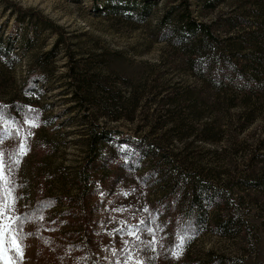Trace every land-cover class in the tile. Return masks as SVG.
I'll return each instance as SVG.
<instances>
[{
	"label": "rangeland",
	"instance_id": "1",
	"mask_svg": "<svg viewBox=\"0 0 264 264\" xmlns=\"http://www.w3.org/2000/svg\"><path fill=\"white\" fill-rule=\"evenodd\" d=\"M10 1L23 8H32L60 26V30H54L36 22L28 27L26 20L18 22L16 15L0 0V24L12 40L21 46L28 30L37 34L33 48L20 50L14 61L0 56V104L4 105L5 119L10 117L17 121L20 128L19 135L6 139L0 149L4 151L6 161L25 137L29 149L18 168H12L10 177L16 185L15 195L21 197L16 211L20 206L31 204L38 191L58 197L57 206L50 209L49 216L58 219L59 237L67 249H74L77 242H82L83 246H77L81 251L80 260L92 257L122 262L128 254L122 251L123 241L129 240L134 255L137 253L135 245H139V258L144 264H206L207 259L215 262L221 256L235 257L233 264H264V202L258 192L234 186L240 177H258L264 173V150L255 151L258 140L264 137V114H260L245 131L236 133L235 145L226 140L206 144L193 138L196 129L201 128L199 125L210 123L213 117H221V112L213 109L218 97L209 92L208 99L198 102L193 110L199 117L195 119L191 114L194 98L190 94L195 87L201 88V83L179 60L178 53L166 43L157 41L155 34L167 0H156L157 9L142 23L127 21L108 10L98 12L90 0ZM169 1L176 3L178 0ZM246 1L249 0H220L215 9L201 8L200 11L205 20H213ZM193 7L195 11L199 9L197 4ZM60 37L62 42L56 47ZM55 47L54 56L43 59L46 82L25 96L23 83L29 66L34 59ZM70 65L75 66L81 77L94 83L91 93L98 101L113 97L112 101L117 105L107 108V101L103 102L101 111L109 109V115L113 117L94 115L91 121L138 137L148 136L150 130H154L150 137L168 139L166 141L179 151L183 162L208 174L209 179L219 173L220 180L217 181L230 183L233 188L226 194V200L208 207L211 218L220 215L240 219L241 234L228 238L208 231L193 244L184 246L178 258L173 256L174 241L165 236L166 218L158 214L154 203L161 196L164 185L159 184L152 190L149 181L145 183L143 179V170H124L109 179L110 188L96 193L92 232L88 240L79 239L77 220L68 218V214H60L66 208L64 199L78 192L76 171L87 154V131L81 125L82 111L73 99L67 76ZM186 93L189 97L184 96ZM10 102L16 107L18 118L7 112L6 105ZM26 118L34 119L39 126L29 128L24 123ZM182 119H185L184 127L179 126ZM189 124L194 127L191 134H187ZM174 126L177 130H170ZM28 132L33 134L29 136ZM226 135L227 140L234 137L229 131ZM144 139L148 141L147 137ZM225 145L226 151L222 150ZM141 220L145 223L140 224ZM137 225L140 239L145 244L152 240L146 231L148 227L163 229V233L156 234L160 242L155 251L116 232V229L126 230ZM23 243H26V264L36 263L39 256L33 240L25 239ZM113 249L117 251L116 256L112 255Z\"/></svg>",
	"mask_w": 264,
	"mask_h": 264
},
{
	"label": "trees",
	"instance_id": "2",
	"mask_svg": "<svg viewBox=\"0 0 264 264\" xmlns=\"http://www.w3.org/2000/svg\"><path fill=\"white\" fill-rule=\"evenodd\" d=\"M1 1L16 15L18 22L20 19H23V22L26 20L28 27L37 22L60 30L59 25L32 8H23L10 0ZM90 1L98 12L108 10L107 12L120 15L127 21L140 23L147 21L158 6L156 0ZM195 2L178 0L171 3L167 0L155 34L157 41L166 43L178 53L179 60L185 63L201 83V88L195 87L190 94L194 98L191 111L194 118L199 116L195 115L193 110L198 102L203 103L208 99L209 92L218 97L212 107L221 112V117H213L210 123L199 125L201 128L196 129L193 138H198L206 144L226 140L235 145L236 133L245 131L260 114H264V0L246 1L244 5H237L213 20H205L200 10L215 9L220 0ZM195 4L199 7L197 11L193 7ZM30 33L28 30L27 38L20 46L15 39L12 40L9 32L6 34L4 28L2 30L0 24V56L5 60L14 61V57L20 55V50H31L37 34L33 30ZM61 42L60 37L55 43L56 47ZM56 47L41 58L34 59L29 66L23 83L25 96L37 90L39 84L46 82L48 77L43 59L54 56ZM67 76L72 86L73 99L82 111L81 125H84L87 131V154L76 171L78 192L64 199L63 205L66 208L60 214H68V218L77 220L81 236L79 239L88 240L92 232L91 217L96 205V193L100 189L110 188L109 179L124 170H143V179L145 183L149 181L148 186L152 190L159 184L164 185L161 196L154 203L158 214L166 218L165 236L172 239L174 245L178 243L179 235L185 237L184 246H187L208 231L228 238L241 234L240 219L210 216L208 206L225 201L226 194L233 188L228 182L223 184L217 181L220 180L219 173H214L216 175L211 179L207 178L208 174L193 168L189 162H183L179 151L166 141L168 139L150 137L154 130H150L148 136L138 137L91 121L94 115L113 117L109 115V109L101 111L102 103L106 101L107 108L117 107L112 101L113 97H106L103 102L98 101L91 93L95 88L94 83L81 77L74 65L69 66ZM184 96L189 97V93ZM8 104L7 112L13 114L11 117L18 118L17 109L12 106L13 102ZM0 106L4 107L2 104ZM184 122L185 119H182L179 126L184 127ZM187 126V134H191L194 127L192 124ZM177 128L174 126L170 130ZM228 131L234 136H230L229 140L226 139ZM146 137L148 141L144 139ZM255 146V151L264 150V137L259 139ZM223 148L222 150L226 151L227 145ZM248 176L250 175L238 178L235 188L256 191L264 202V173L258 177ZM57 200L56 196L38 191L31 204L20 206L17 210V214L21 215L43 216V219H33L23 227L24 233L32 234L26 239L33 240L39 256L34 264H115L113 260L108 262L92 257L80 260L79 247L83 246L82 242H77L78 248L75 246L74 249H67L59 237L58 219L49 216L50 209L57 206ZM154 229L158 227L154 226ZM157 231L156 234L163 233ZM46 240L50 243H46ZM235 259L232 256H221L215 262L213 259H207L206 264H233ZM22 264H26L24 259Z\"/></svg>",
	"mask_w": 264,
	"mask_h": 264
},
{
	"label": "snow or ice",
	"instance_id": "3",
	"mask_svg": "<svg viewBox=\"0 0 264 264\" xmlns=\"http://www.w3.org/2000/svg\"><path fill=\"white\" fill-rule=\"evenodd\" d=\"M29 128L38 127V123L34 119H25ZM15 126V127H14ZM20 128L18 122L11 119L10 117L5 119V113L2 107H0V144L6 139L12 138L14 135H19ZM33 133L28 132L27 135H32ZM27 137L21 140V143L15 153H13L10 158L5 160V153L0 149V264H22L24 259V249L25 245L23 241L31 233H24L23 227L27 222L33 219H43V216H29L17 214L16 206L21 197L15 195L16 185L11 180L12 168L17 167L21 163V158L28 152ZM128 195V193H124ZM48 205L46 204L45 207ZM122 211V209H118ZM145 212L148 211L147 208L144 209ZM155 218H153L154 220ZM143 220L140 224H144ZM163 229H153L148 227L146 231L152 236V240L148 241L146 244L140 239L138 232L140 231L139 226H130L127 229H116V232L123 233L129 237H132L134 241H138L139 244H145L146 248H150L155 251L156 245L159 244V240L156 237V231ZM112 235V233H109ZM50 243V241H45ZM186 239L183 235L178 236V243L175 245V250L172 251V255L179 257L181 254ZM124 248L123 252L128 253L124 260L121 262L117 260L115 264H130L134 261V264H144V261L139 258V245H135L137 248V253L134 255L130 251L131 242L129 240L123 241ZM112 255L116 256L117 251L112 250Z\"/></svg>",
	"mask_w": 264,
	"mask_h": 264
}]
</instances>
